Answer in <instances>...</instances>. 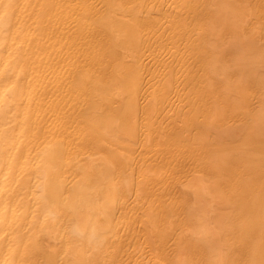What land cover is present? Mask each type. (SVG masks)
Returning <instances> with one entry per match:
<instances>
[{
	"label": "bare ground",
	"instance_id": "bare-ground-1",
	"mask_svg": "<svg viewBox=\"0 0 264 264\" xmlns=\"http://www.w3.org/2000/svg\"><path fill=\"white\" fill-rule=\"evenodd\" d=\"M16 1L17 0H15V5H16ZM87 1L88 0H86L85 3H87ZM89 1L91 8L89 7L88 4L87 6L90 8L88 13H90L91 16L88 15L87 17L91 18V22H89L91 23L89 25L91 26V28H89L88 26L89 30L91 29L90 30L91 32H89L88 30V32L91 34V35L89 34L91 36V41L89 42L88 41L89 39L88 40L85 39V41H88L89 44L91 43V49H90L91 51H87L86 49L84 50V55H86L85 54L86 52H88L89 54L87 59L85 58L84 64H86V66L90 65L94 69V72L95 71L97 72L95 73L90 72L91 73L90 74L88 72L89 68L85 67L86 69H88L86 70L83 67L84 65L81 66L82 70L81 69L79 70L78 67L80 68L81 61L79 60L80 65L75 61L79 65L76 67L75 65L77 64L74 65V67L77 68L74 71L79 70L77 71L78 72L77 80L79 82H82L83 84V80L87 78L88 80L87 79L86 80L93 85V87L91 85L89 86H90V90H93L94 92L93 95L95 96L93 100L94 102L95 100L98 99V102L99 103L101 102L100 104H102L103 99H109V101L112 100V103H114V102H119V99L116 101L117 98L115 99V97H120V99L122 100L123 98L124 99L127 98L128 103L127 104L125 103L126 106L123 107L124 110H130L131 112L128 114L125 113L126 119H124V121L122 120L121 116L119 117V115L114 113L116 109L114 112L112 111L113 113L110 112L113 109H111L110 111H105L103 113L102 111L101 113H98V111L100 110L99 106L101 107L100 104L99 106H96L94 104L93 107L92 105L88 107L86 104L85 106L88 108L86 109L85 107L86 110L84 109L85 111L83 112L82 118L81 116H79L81 119H83L82 121L78 119L79 117L76 116L75 113L74 118L76 119L78 117L77 118L79 120L78 122L83 123L82 124L83 127L85 123V127L83 129L85 130V128L88 127L87 129L89 131L87 129L85 131L82 130V126L78 122L77 123L79 125L75 123L77 125V128L81 129L82 133L89 132V134L84 133L85 134L84 136V134H82L79 129L78 130L76 129L78 133L81 134L80 136H83L84 138L87 137L88 139L84 140V138H82L83 139L82 141L81 137L79 138L77 133L76 135L78 136L79 140H81V142L74 141V144L72 143V145L75 148L74 147L72 148L77 150V148L79 147H76L77 145L76 142L77 143L79 142L80 147L82 146V144L84 148L88 146L90 147L91 152H87L86 155L85 152L83 151L84 149L81 151L78 150L77 151L79 152L78 154H80V152L82 153L84 152V155L86 157L83 158L82 156V158H79L77 160L73 158L71 161H69L70 159L68 156L69 163H67V165L69 167L68 166L67 167L69 169H67L66 172L67 174H66L65 173L66 170H64V172L62 170L64 169L63 166H65L67 158L65 160V163L64 161L63 162L61 161L62 150L60 148L63 149L62 140H65L66 138L65 136H67L68 135L67 133H69V131L71 130L70 128H68L69 126L66 127L70 129L68 130V132L65 131L66 128L64 130L66 132L64 133L65 136L63 135L64 138H62L63 136L59 135L60 133L56 134L57 126L59 125L55 126L56 128V130H54L56 132L55 136L56 137L61 136L62 138V140H60L62 144L61 146L59 145V142L58 144L54 143V140L50 136L49 137L50 139H48L45 142L43 141L44 143L43 142L41 143L42 147L37 148L36 146L38 144L36 145V143L38 142L35 143V139L38 136L40 137L42 135L40 128H39L40 135L38 133L37 136L35 129H34V133H31V131L28 129L29 127H31V125H33L32 122H30L31 119L29 120V125L27 124L25 126V124L28 122V120H25L24 117L26 116L27 113L26 111L29 110L31 114V109L28 108L30 102L28 101L29 102L27 103L28 106L26 105V103H24L28 109L27 108L25 109L26 106H21V108L23 107V110L21 109V112L24 111L22 112L23 115L21 114V112H19V114H16L15 112V110H17L18 104L19 107L21 104H23L22 99L24 101V98L27 97V93L24 94L26 92L23 89L25 88L23 87L24 84L22 83L21 84L22 86L19 84L20 82H23L22 80L18 82V84H16L17 82L12 83L10 77L14 78L13 76L16 77L18 76L16 79H14L16 81L18 78H20V71H21L22 75L25 76L24 79H26V75L23 74L26 72V69L25 68L21 69L22 67L21 65H23L24 62L22 63L20 61L21 58L24 61L23 57L25 58V56L28 55L29 50L28 51L26 50L28 53L26 51L24 52L21 48L22 46L21 47L18 46L22 50L21 53L22 52L25 53L24 54L25 56L23 57L19 55L21 53H18V51H20L18 47H17L18 48L17 51L16 49L13 50L14 53L16 51L14 58H16L17 54L20 58V61H18V63L16 59H15L16 61H14L15 63H17L18 67L15 63L10 61L11 58L13 57L10 56L11 53L10 54L7 53L8 58L10 60L6 57L7 55H4L3 57L2 48L6 44H8L10 37H13L11 34H13L16 31V30L14 31L13 29H14L15 21L17 19V17L15 16L17 14H15V10L13 9L15 7V6L13 7L14 4L13 0H0V81L2 82V83L0 82V264H31V263L32 264H96V261L97 264H100L101 261L100 263L98 261L102 255L105 256L104 253H106V251L109 248V247L107 248V245L109 243L112 244L113 241L112 239L115 238L118 239L119 237L124 238L125 233L123 234L121 233V229L123 227H124L123 228L124 231L125 229H127L128 232L127 231L126 232L128 236L129 234L132 233L134 235V231L135 232L137 231L138 234L137 238L139 237V234L146 236V234L144 233H147V235H149L148 231H151L150 230L151 226L152 225L155 226V224L151 222V217L153 216L152 220L153 218L154 221L160 219L156 223L160 221L162 223V226L163 223L166 222V228L165 225L163 226L165 232L163 231L162 234L165 233V235H167L169 231L172 232L173 230L175 231V229L173 228H171L172 230H170V227L172 226L176 227V225L174 226L173 224V222H177V220H179L177 217H174L176 216V213L179 214L181 217L183 216V218H185V219L182 218L181 220L182 221L185 220L184 222L187 224L188 227L184 224L185 227L181 226V228L184 227L182 228V230L186 229L185 232L183 231L185 234L181 235L182 234V230H181V234H180L181 236H178L179 233L175 235L177 237V238L175 237V241L177 240L176 242L179 244L178 247L176 246L177 247L176 249H179L178 251L181 252L179 253L178 251L175 250L176 255L178 254L177 256L178 258L177 260L175 258L172 264H191V263L192 264H240V263L264 264V40H263L264 26L261 25L262 23H260L259 26H263V31L261 32L260 30L262 29L259 30L258 29L259 26L258 28H256L255 25L254 28L253 25L255 23H252L253 24L252 25L251 20H248L249 18L248 15L251 16V11L249 12L248 9L252 8V1L250 2L251 4L249 3L248 0H89ZM246 1L249 3L248 5ZM255 2H257V0ZM263 2L260 1V3ZM35 3L37 5L38 2H36L35 0ZM43 3L46 5L47 1L45 0V2ZM21 4L24 5V3ZM263 4L261 5V7H263ZM28 5L30 6V4ZM20 6L21 5L19 4L18 9ZM254 6L256 7V5ZM39 7L41 8V6ZM255 7H253L252 9L254 11V12L252 11V13L253 14L255 13L254 17H256V15L260 11L262 12V14L259 13L258 15L263 16L264 9L258 10V6H257L256 7L257 12L259 11L257 13L254 10ZM34 8H35V4H34ZM45 9H47V7ZM31 10L34 11L35 9L34 10L31 9ZM41 11L44 13L45 10H41ZM36 12H38V10ZM84 14H85L84 16L86 17V12H84ZM37 16H39L37 18L39 21L35 19V22L38 23L40 22L41 16L38 14ZM260 16L258 17L260 18ZM185 18L190 20V24L187 26L189 27L188 29L186 28L187 25L186 20L184 24ZM256 18H252V19H256ZM261 19L263 20L264 18L262 17ZM16 22L19 24V20H17ZM22 22L25 23L28 22V20L25 21L23 19ZM194 22L196 23V25L194 26V30L192 31V28L190 26L192 24L193 27ZM37 23L35 25H37ZM27 24H29V22L26 23V27ZM40 24L43 25L45 23L41 22ZM81 25L83 24L81 23ZM40 26L38 27L41 28V30L39 29V31L41 32L43 28ZM251 26L253 27V29L250 30ZM32 27H30V29ZM22 28L19 31H22ZM26 31L28 30L26 29ZM165 32L167 33L170 32L173 38L176 37V39H178L179 36L181 40L183 39L184 42H186V40L189 41V42L187 41L186 43L187 44L189 43L190 46L187 47L190 48L188 49L190 53V62L189 60H187V56L189 53L185 51L183 48H180L181 46L175 47L174 52H172V54L178 53L179 57L180 55L181 57H183L182 59L183 61L185 58V53L183 56L181 54L182 50L180 51V49H183L184 52L187 53L185 61L186 62L188 61L187 65L189 66L184 68L183 70L186 69L188 75L187 76L185 75V77H187L186 81L185 78L182 77L184 79L182 83H184L185 81L186 85L184 84V90L183 89L180 90L182 93L184 92L185 96H187L191 100L190 101L191 103H193L192 101L195 100L196 102L197 100L199 102L197 103L200 104L198 107L201 106L200 108L201 115L199 116V119L201 117L202 119L200 121H198L199 119L196 120L198 122L194 124L189 123L191 122L190 121L191 118L190 119L188 118L187 120L189 121L188 123L190 125L194 126V129L196 131V133L194 131V133L196 134L194 137L196 143L194 142L193 138L191 139L192 135L191 137H189L193 129L190 130L191 126L187 127L189 125L188 123L186 127H183L184 129H181L179 128L180 125L179 127L175 126V124L177 125L176 121L174 122L175 124L173 123L174 117L173 119L171 118L173 121H170L171 119L168 120L170 122V125H172L170 126L171 129L173 128V131L175 129L174 135H173L174 132H172L171 129L164 127L165 124L167 125V123L169 125V122H164L165 123L163 124L164 126L160 124L163 122V119L165 117H166L165 119H168L169 116H171L174 112H176L177 107L174 109L171 115L169 116L167 115L168 117L166 115H162L164 116L162 122L160 120V117H158V115H157L158 118L157 120L160 121L159 123L157 120L153 119L154 122L156 121L159 124L158 125L157 123H154V125L157 124L156 126L158 128L156 129L155 126L153 129V130L156 129L155 133L159 134L157 135V137L151 135L152 133L154 134L153 130L150 132L151 126L153 125V120L151 121L152 125L150 124V127L148 126L147 128L142 127L143 128L142 130L141 128H138L139 126H135L138 125L137 122L133 123L132 121L133 117L141 115V113L142 114L146 113L145 114L146 116L144 115V117L148 116L150 118L149 116L150 111L148 110L149 108L152 109L151 114L154 116L156 115L155 113L156 111L155 109H153L155 107L157 112L160 111L159 115L161 112L163 113L162 109L161 110L157 109L158 105H160L158 106V108L160 107L162 108L163 105V104H158V102L160 103L159 99L162 97L161 103L164 100L166 101L168 100V98L164 97L166 96L165 93L167 86L168 88L171 87V89L174 90V87L171 84H175L176 81L173 83L171 82L174 80L175 77L173 78V80L170 77V80L172 81L169 82L170 81L169 66H172L174 63L171 64L172 63L171 61L169 62L171 65L167 63L168 68L166 67L167 64L166 66L163 65V67H165L168 71V76L166 75V73L161 75L160 71L161 70L164 71V68L160 67L162 66V63L161 65L160 64L155 65L159 63L158 61H160L161 59L160 57H163V55L161 56V54L167 49V47L170 48L169 45L166 48H164V46L167 45L166 43H168L167 40L166 41L164 40L167 39V36L166 38L165 36L164 38L162 37L163 33ZM83 33L84 32L82 31V34ZM29 34L30 33L27 34L28 37L31 36V35L29 36ZM86 35H88V33H86ZM184 37L186 38V40ZM148 38H152V41L151 39ZM38 39H36V42ZM148 41H150L151 43ZM30 43L31 42H29L28 45H30ZM177 44L178 42L176 43V45ZM39 46H37L38 49ZM145 46H147L146 49ZM10 48L8 47L7 49ZM88 48L89 47H87V49ZM143 48L145 50H143ZM177 48L179 51H176ZM145 51L147 53L149 52L148 55L153 53L157 56L158 63L155 62L154 65L152 64L154 69H156V67L161 68V70L160 68L157 69L159 70L158 72L160 76L156 74L155 76H152L156 72L155 70H151L152 69L151 68L150 70L154 71V73L151 72L150 73L151 75L146 73L147 75L150 76V78H148L149 80L147 78L145 79L143 78L144 80H142V77H146L143 76L145 75L143 74V72L145 73V70L147 72V68L149 67L144 65L145 63L143 59L145 58L144 56L147 54L145 53ZM166 51L165 53L169 52ZM170 53L171 51L167 54V57L169 56ZM158 54H160L159 55L160 57L158 56ZM155 55L151 56L152 57L151 63L154 61V58L156 59ZM78 56L79 55L77 54L76 57ZM173 56L171 57L169 56V60L171 58L172 61L181 59V58L178 59V57H176L177 59H175V56L174 58ZM151 57H146V59L147 58L151 59ZM79 59L82 60V58ZM29 60H31V58ZM182 61L180 60V63ZM185 61L183 63L186 65ZM26 62L27 64H30V62H28V59ZM176 63H178V61H176ZM19 64H20V69H19V73H17L16 72L17 70L15 69L19 68ZM40 65L41 64H38V66ZM147 65H149V63ZM175 65H177L178 67L179 63ZM27 66L28 65H26V67ZM31 66L33 67V65ZM35 67L36 65L34 66V68ZM94 67H98V69L95 70L96 68ZM183 67L180 68L182 69ZM83 68L85 71L83 70ZM172 68H170V70L173 71L175 68L173 69ZM180 68L179 70H177V72L182 71ZM23 70H25V72H22ZM175 70L173 71V73L171 71L172 75L176 73ZM167 71L165 70V72ZM182 74L184 76V73ZM1 76H4L5 78L7 77V79L5 80L7 81L11 80L8 81V83L10 82L11 83L6 84L7 82H4L1 79ZM92 76L94 79L92 78ZM146 79L147 81L154 79L153 80L154 82L152 81V83L153 86H156V88H154L155 90L152 92L148 90V92H150L148 93L146 89L150 84H146L147 82L146 81L145 90L147 93L145 94L144 92V94H142V90L140 89L141 85L139 86V84H141V82L145 81ZM87 83L85 85H87ZM155 83L156 85H154ZM179 83H181V81H179ZM177 84L175 85L177 86ZM79 87H81L80 84ZM79 87L77 88L79 94L78 97L76 96L77 97L76 102H78L79 96H80L79 98L80 100L82 98L80 94H82L83 90L82 88ZM142 87L143 85L141 86V88ZM79 89L82 90V92H80ZM176 90L177 89H175V92ZM22 92H24L23 93L24 96L22 95ZM86 92H87V88L85 89V93ZM87 93L91 94V92H87ZM87 93L85 97L87 96ZM176 94L180 95L181 93L176 92ZM221 94L223 95V97ZM181 95L183 97V94ZM122 96L124 97L122 98ZM89 97L90 96H88L87 98ZM29 98L27 100H29ZM218 98L220 100L222 99L223 103L225 104H227L228 102L230 103V101L232 100V104L230 103L231 105L229 104L228 106H226L224 104V106H226L227 109L229 107V112L226 111V114H230V118L232 121L230 123H234L237 120L236 121L237 124L236 123L227 124V122L226 124L221 123L222 119H224V121H228L230 119L229 116L225 114L224 116L222 114V117L216 118L218 114L216 115L215 113H213V111L214 108H217V106L213 108L210 103L215 99H217L218 102L219 101ZM85 99H83L82 101H84ZM18 100L21 101L18 102ZM174 101H177V98ZM84 102L86 103L89 102V104L91 103L88 100H85ZM123 103L119 105V108ZM182 103L183 102L181 99V103H178L180 104V107H178V109L180 108L179 110L181 111H182L181 106L183 105ZM191 103L186 105L190 106ZM219 103L217 105L221 106L222 104L220 101ZM115 104L117 105V103ZM167 104L165 105V107H167ZM176 104L177 103H175L174 106ZM36 105L39 106L38 103ZM41 105L42 102H40V106ZM104 105L106 107V103ZM107 106L109 105L107 104ZM185 106L184 108L186 109L187 107ZM192 106L190 108H192L193 111H196L197 109H195V107L197 106L195 105H194L195 107ZM30 107L33 108L34 106L31 105ZM96 108H98L99 110ZM34 111L37 112L39 111V109L37 111L36 110ZM186 111L187 110H185V112ZM237 111H240L241 113V115L237 113L239 117L236 116L235 112ZM153 112L155 114H153ZM32 113L33 114L31 115V117L34 116V120H36L34 115L36 113H34L33 111ZM37 113L39 114V112ZM68 113L70 112L68 111ZM168 113L169 112L167 111V114ZM191 113L193 112L191 111ZM234 113H235L234 115L235 119L232 120L234 117L232 114ZM51 114L52 113H50L49 115ZM21 115L24 118L21 117L20 120ZM77 115H80V112ZM141 116L143 117V115ZM141 116L140 118L137 117V119H140V121L142 122H140L139 120H135V118L134 121H139L140 125L141 123H143L144 125L146 119L145 120L143 119L144 120L143 121L141 119ZM172 116H174V114ZM179 116L177 117L179 118ZM226 116H228L227 117L228 120H226L227 119L225 118ZM57 117L59 118V116ZM196 118H198V115L196 116ZM48 119L49 118L47 117L45 121L43 120L45 122L44 125L49 124L50 121H48ZM77 119L75 121H77ZM165 119L164 121H167ZM183 119H185V116ZM50 120H52V117ZM176 120L178 119L176 118ZM39 121L41 120L39 119ZM47 121L48 123H46ZM64 122L65 119L63 120V123ZM72 122L71 123L69 122L71 124L70 127L72 126ZM35 123H37V121H35ZM40 125L43 124L40 123ZM64 125L66 126V124ZM76 125L74 126V128L76 127ZM36 126L37 125H35V127ZM43 126L42 128L44 127L47 128V125L44 127ZM177 127L179 128V130H185L186 128V130L190 132L188 134V132L185 130L188 135L186 134V136H183L184 133H181V131L179 132ZM58 129L60 128L58 127ZM167 129L170 130L171 132L170 131L166 132L168 131ZM36 130L38 129L36 128ZM45 130L46 129H43L42 131L45 132ZM62 130L58 132L62 133ZM27 131L29 132V134L30 133L31 135L33 134L34 138L35 136H37L34 139L33 136L30 135L31 136L30 139H33L32 141L31 140L30 141L34 142V146L36 147L34 148L36 149V151L34 150L35 151L34 154L33 152L32 154H30L33 148H30V146L28 147V142L26 139L29 136V134H27L28 133ZM54 131H52V135L54 134ZM146 131H149L151 136H148L149 132L147 133ZM176 131L177 133L179 132L178 135L180 139L183 137V139L188 140L190 143H188V146L185 148L184 147L185 145L183 146V144H181L183 143V141L181 142V140H179L181 143H179V141H176L177 145L173 143L174 144L173 146L175 148L174 149L175 152H174L172 148L171 138L177 135ZM49 132H48V136H49ZM161 133H163V135L166 134L165 135L166 137L164 138V136ZM180 133L182 135H180ZM167 134H169L171 137L168 138L171 141L167 140L171 143L170 145L168 142V148H167V143H165L167 142L165 139L167 138V136H169ZM76 135H74L72 139H75L77 137ZM142 135H144L145 137H142ZM161 135L163 136L164 139H162ZM93 136L95 137L93 138ZM89 137H91V139L92 138L95 139V141L97 142L92 141ZM149 137H152L153 139ZM42 138L43 137H41V139ZM58 138L57 140L60 139ZM189 138L192 142L189 140ZM51 139L53 142L49 141ZM88 140H90L91 142H95L94 143L95 146L98 143V145H100V147H98L99 150L96 151L98 148L94 146L96 148L95 150V148L92 146V143L90 144V141L88 142ZM163 141L165 144H163ZM31 142L29 143V145L32 144ZM133 142H135V144L137 142L136 146L138 147L140 146L137 153L139 156L138 159L142 161H144V158L140 159V157H146L143 156L145 153L148 155V153H150L151 150L152 151H154V149L156 150V148L160 144H163L160 145L161 146L160 149L163 148L165 145L166 148L165 147L164 148L167 151L165 152L164 150L165 153H168V150L171 151L170 147L172 148V151L176 153V151L179 148V145L180 146L182 145V147H180L179 150L184 147L185 148L183 149L184 152L181 151L184 155L181 152L177 151V153L180 154L178 158H180L181 155L182 158L184 157L186 159L187 157L186 161L185 160L184 161L187 162L188 165L190 163L188 159L189 160L191 159L193 161L197 160L195 164L193 162L192 164L195 165V168H197L198 171L196 174L193 173L195 175H193L192 177H188V175L189 176L191 175L187 173L189 172V170L191 171L190 168L193 167L192 169H194V166L193 165L192 167L191 165L188 166L186 163L187 166L185 167L184 164L185 171L184 170L183 171L186 172V170L189 167L190 168L188 169L186 174L182 173L183 172L182 169H180L177 163L174 161L178 159V158L174 159V157H176L178 154H175V156L173 157V155L172 156L170 155L171 153L170 154L168 153L169 155L167 154L168 156H166V154H164V152L161 150L162 153L160 154H162V156L164 154V156L163 157L159 156V158H157L159 147L156 150L157 152L154 151L156 153L155 155L156 158H154V155H151L152 152L150 153L149 156L153 158L151 157L146 158L147 161L145 162L147 163H145L144 168H142L141 166V164H143L142 161L140 163L139 160L138 162L140 164H138V167H136L137 163L136 166H134L135 168L128 167V165L130 164L132 165L134 158V157L132 158V154L134 150L133 152L130 151L132 148L131 143ZM103 144L110 149L109 152H107L108 150L105 149L106 146H104L103 149L100 150L101 145ZM65 145L67 144L64 143V146ZM32 146L33 144L31 145V147ZM134 146L135 145H133V147ZM74 149L72 151L75 152ZM69 150L67 151V147H66V151H65L64 148L65 153L66 152L69 153L71 151ZM135 150H137V148ZM102 151L107 153H103ZM97 152L98 153L101 152V154L99 153L96 155L95 153ZM65 153L63 154L65 155ZM73 153H70V156ZM128 153L131 154L130 157L132 158V162L128 158L129 157ZM73 156L76 157V155ZM79 156L81 157V154ZM165 156L170 163L171 162L176 163V164L173 163L174 165L171 164L173 168L171 167V169L168 170L169 173H172L173 171L174 174V172H177L179 170V172L183 175V178H185L183 180L181 175L182 178L181 179L180 174L177 172L179 174V176L177 174V177L181 179V181L177 180V182L178 181L181 182L179 183L180 185L177 183V186L179 185V189L177 186H175L176 187L175 189L173 187L175 184L172 183L176 178V173L175 175H172L169 174L167 170L165 171L164 168H162V171L161 169H159L161 168V166L166 167L167 164H169V162L166 159L165 160L167 161V163L166 161L164 162L163 158ZM70 158H72V156ZM135 161L136 160L134 159V163ZM178 161L179 163H181L182 162L181 158ZM129 162L131 163L129 164ZM162 162L164 166L163 164L161 165ZM61 165L63 167L62 170H61ZM157 169L159 170L157 171ZM173 169L174 170L176 169L177 171L176 170L174 171ZM163 171L169 174V175L167 174L168 180L166 179L168 183L169 181H171L170 175H172V177L174 176L173 179L171 178L173 180L171 181V184H173L172 186L173 188L172 187L168 188V183L167 182L165 183L167 185L168 190L170 191V194H173L174 193L173 191H175V193L178 192L176 193L177 197L174 196L175 193L173 194V196L171 195L172 198L174 197L173 201L170 198L169 199L170 202L167 204H165V200H163V197L165 196V193L167 195V192L169 191H165L166 185L164 186V182H163V186L165 187V189H162L163 186L161 188L162 181L165 180V179L162 180V178L166 176V175L164 176L165 173ZM161 172H163L164 174ZM247 172H248V176L245 175ZM60 173H64L66 174V176ZM149 173H151L152 176L155 175L154 178H151L150 177L151 175ZM158 174H159L158 177H160L161 178L160 180H162L161 184L160 182L158 183V180H155L156 182L154 183L155 184L158 183V184L152 185L154 179L157 177ZM160 174L163 175L160 176ZM147 179H149V182ZM150 180L153 181L151 182ZM144 181L145 183L147 182L146 184L150 183V186L148 187L147 185H145ZM144 185L147 186L148 189L151 188L150 190L147 191V187H146V192L150 191L151 196L150 194L147 195L144 192L145 187H142ZM158 185H160V187H157ZM152 186L153 187L155 186L157 188L153 189ZM159 189H162L164 191L163 193L161 190L164 196L160 194L161 192H159ZM141 194L142 196L140 197L141 198L140 199L139 196ZM143 194H146L147 196L145 195L144 196L146 198L148 197V199L150 197L151 200L149 199V202H147L148 204L149 203L150 204L149 205L147 204L149 208H147L146 210L144 207H142L143 205L141 206L142 208L141 211L145 210L144 212H141L139 210L140 207L138 206L140 204H144L146 200H148L145 198L144 199L145 202H143L144 200L142 201ZM131 196L133 197L135 196V198L137 197V199L135 200L133 199V202L129 201ZM168 196L169 195H167L164 198L167 199ZM137 200L139 202L138 205L136 203ZM134 201L136 206L134 204ZM170 203L171 205L169 206ZM174 205L176 207L174 208L173 211ZM122 212L123 213L128 212L129 215L130 212H132L133 215L132 217L135 219L133 220L136 221L138 224L135 225L138 227L137 229H135V226L133 225V223H135L133 220H132L133 223L125 222L123 226L121 224L122 223L121 220L123 218L121 220L119 219L121 222L116 221L117 214L118 213L121 214ZM128 213H126V215ZM120 214L118 215L120 216ZM172 214L175 215L173 216ZM126 215L122 216L121 214L122 217ZM155 216L157 217V219H155L156 218ZM171 216L173 217L171 218ZM173 218L174 219L176 218V221L174 220L171 224L168 223V221L171 222L170 220H173ZM124 220L127 221V219ZM149 220L151 223H149ZM184 222H180L179 224L183 225ZM169 224L172 226H170ZM118 225L119 226L121 225L122 227H119ZM154 226L153 228L157 230L158 229L157 227L158 226L160 227L161 225L159 223L158 226L157 225L155 227ZM167 228H168V232H167ZM129 231L132 232L129 233ZM172 232H170V235ZM156 233L152 231V234H156ZM127 234L125 237H127ZM165 237L166 236H164V238ZM150 238L151 237H149V240ZM127 239H125V241ZM166 239L164 240L165 242L167 241ZM152 240L151 242H154ZM116 242L118 243L119 241ZM126 242L129 243V241ZM131 243L129 245H131ZM111 244H109L108 246H111ZM117 245L119 246L120 244L118 243ZM186 246H188V249L192 248L190 250L192 253L191 258L192 261L196 263L191 262L190 255H188L189 253L186 252L187 249ZM163 247L165 250V244L163 245ZM121 249L122 248H119V250ZM27 253L30 254L32 253L33 256L34 253L38 254L40 256L39 258L37 257L39 260L36 261L37 255L34 256V261L29 260L32 257L29 255L30 256L29 258ZM127 257H131V256L126 255V258ZM101 258L103 260V257ZM126 258L124 260H126ZM170 259H174V257ZM120 260H119L120 264H133L132 263L133 261L132 262L130 261L132 260V258L129 261L127 259V261L121 260L120 262ZM239 260L242 262H240ZM140 264H145V263L142 262Z\"/></svg>",
	"mask_w": 264,
	"mask_h": 264
},
{
	"label": "rangeland",
	"instance_id": "rangeland-1",
	"mask_svg": "<svg viewBox=\"0 0 264 264\" xmlns=\"http://www.w3.org/2000/svg\"><path fill=\"white\" fill-rule=\"evenodd\" d=\"M39 1H41V0H36V2H38L37 3V5H36V3H35V0L33 1V0H17L16 1V5H15V0H13V9L15 10V14H17L15 17H17V19H16V21L17 20H19V24L15 21V25H14V33L13 34H11L13 37H10V40L8 41V44H6L3 48H2V55H3V57H4V55H7L6 57L8 58V54H10L11 53V55L10 56H13L12 58H11V62H13V63H15L14 61H16L17 60V63H18V61H20V58H19V56H18V54H17V56H18V58H17V56H16V58H14L15 57V53H16V51L18 50V48L19 47H21L22 48V50L25 52L26 50L29 52H27L28 53V55H24L25 53L24 52H22L21 53V49L19 48V50L20 51H18V53H21V54H19L20 56H25V58L23 57V59H24V61L22 60V58H21V61L20 62H24V64L23 65H21L22 67H21V69H23V68H25L26 69V72H25V70H23L22 72H25V73H23L24 75H26V79H24V77L25 76H23L22 75V73H21V71H20V78H18L16 81L14 80V79H16L17 77L16 76H13L14 78H11L10 77V79L12 80V83L14 82V83H16V84H18V82H20L21 80L23 81V82H20L19 84L21 85L22 83L24 84V86L23 87H25V88H23L26 92L24 93V92H22V95L24 96V94H26L27 93V97L29 98V96H30V98H29V100H27L28 98L27 97H25L24 98V101H23V99H22V103L23 104H21L20 105V107H19V104H18V107L20 108V110H19V108L17 107V110H15V112H16V114H19V112H21V109L23 110V107L21 108V106H26L27 105V103H29L30 102V104H29V107L28 108H30L31 109V114H30V112H29V110H25L27 113H26V116H24L25 117V120H28V122L25 124V126L28 124L29 125V120H30V122H32V124L34 125V127H35V125H37V126H39V127H33V125H31V127H29L28 129L31 131V133H34V129H35V132L37 133V136H38V133H39V135H40V130H41V132H42V135L39 137H37V136H35V138L37 137V138H39V139H35L34 138V135L32 134L31 135V133L29 134V132L27 133V134H29V136L27 137V142H28V147L30 146V148H33L32 150H31V153L30 154H32V152H33V154H34V152L36 151V149H34V148H40V147H42V145H41V143L44 141H47L48 139H50L49 137L51 136V138L54 140V143H57L58 144V142H59V145L61 146L62 144H61V141L60 140H62V138H64V136H65V134L64 133H66V132H68V130H70L71 131V133H70V131H69V133H67L66 135L67 136H65L66 138H65V140H62L63 142V145H62V147H63V149L62 148H60L61 150H62V155L64 156H62L61 155V161L63 162L64 161V163H65V160H66V158H67V161H66V163H65V166H63L64 167V169L62 170V165H61V170L64 172V170H66L65 171V173L67 172V169H69L68 167V165H67V163H69L68 162V156H69V161H71L73 158H75L76 160L77 159H79V158H82V156H83V158L84 157H86L85 155H84V152H85V154L87 153V152H91V149H90V147H88V146H86L85 148L83 147V144H82V146L80 147L79 145H80V143L79 142H81V140L83 141V139L82 138H84L83 136H80L81 134H79L78 133V129L79 128H77V125H79L78 123H80V122H78L79 120L78 119H80V121H82L83 119H81L82 118V115H83V112L90 106V105H92V107H93V105L95 104L96 106H99V104L101 103H99L98 102V99L97 100H95V102L93 101L94 100V98H95V96H93L94 95V92H93V90H90V86L89 85H91L92 87H93V85L92 84H90L89 83V81H87L88 79L87 78H85L84 80H83V84H82V82H79L78 80H77V74H78V72L77 71H79L82 67V65H84L83 67L85 68V67H87V68H89V70L88 69H86V70H88V72L90 73H95V72H97V71H95L94 72V69L89 65V66H86V64H84V60H85V58L87 59V57L89 56V54H88V52H86L85 54L86 55H84V50L86 49L87 51H91L90 49H91V43L89 44V42L91 41V34L89 33V32H91L90 30H89V28H91V26H89L91 23H89V22H91V18L90 17H87L88 15L89 16H91V14L90 13H88L89 12V10H90V4H89V0L87 1V3H85L86 2V0H46L47 1V4L45 5L43 2H45V0L43 1H41V2H39ZM249 1V3L252 1V8H250V9H248V11L250 12L251 11V16H249L248 15V20H251V24L252 23H255L254 25H253V27L255 28V25H256V28H258V26L260 25V23H262L261 25H263L264 26V19L262 20L261 18L263 17L264 18V15L263 16H260V15H258L259 13L260 14H262V12L260 11H258L257 12V6H258V10L259 9H264L263 7H264V0H257V2H255L256 0H248ZM253 1H254V3H253ZM259 1V2H258ZM260 1L261 2H263V3H260ZM20 2V3H19ZM30 2V3H29ZM31 2H32V4H31ZM81 2V3H80ZM247 2V1H246ZM21 5L20 7H19V9H18V5L19 4ZM21 3H24V5L23 4H21ZM26 3V4H25ZM248 2H247V5L249 4ZM28 4H30V6L28 5ZM34 4H35V8H34ZM87 4L89 5V7L87 6ZM251 4V3H250ZM263 4V7H261V5ZM26 5V6H25ZM31 5H32V7H31ZM82 5H83V7H82ZM254 5H256V7L254 6ZM39 6H41V8L39 7ZM46 8L47 7V9H45L44 7ZM78 6V7H77ZM81 6V7H80ZM87 7V8H86ZM249 7H250V5H249ZM248 7V8H249ZM253 7H255V12H257L256 14L258 15V16H260V18L256 15V17L257 18H259V19H261V20H259V19H257L256 17H254V15H255V13L253 14L252 13V9H253ZM24 10H23V9ZM85 8V9H84ZM17 9V10H16ZM21 9V10H20ZM31 9H35L34 11H32ZM171 9V8H170ZM169 9V10H170ZM26 10V11H25ZM38 10V12H36ZM40 10V11H39ZM41 10H45L44 11V13L41 11ZM169 10H168V12H169ZM31 11H32V13H31ZM264 11V10H263ZM16 12H19V13H16ZM35 12H36V14H35ZM79 12V13H78ZM84 12H86V17L84 16L85 14H84ZM254 12V11H253ZM88 13V14H87ZM22 14V15H21ZM27 14V15H26ZM28 14H29V16H28ZM37 14L38 15H40L41 17H40V22H35V19L36 20H38L37 18L39 17V16H37ZM264 14V13H263ZM25 15V16H24ZM81 15V16H80ZM83 15V16H82ZM19 16V17H18ZM24 16V17H23ZM27 16V17H26ZM20 17H21V19H20ZM43 17V18H42ZM28 20V22H29V24H27V27H26V23H28V22H22L23 21V19L25 20V21H27L26 19ZM29 18H31V19H29ZM252 18H256V19H252ZM80 19V20H79ZM31 20V21H30ZM45 20V21H44ZM88 20V21H87ZM185 20H186V28L188 29L189 27H187L189 24H190V20L189 19H184V24H185ZM256 20H257V22H256ZM259 20V21H258ZM33 21H34V23H33ZM39 21V20H38ZM44 21V22H43ZM253 21V22H252ZM21 22V23H20ZM45 23V24H40V23ZM84 22V23H83ZM86 22V23H85ZM37 23V25H35ZM81 23L83 24V25H81ZM89 23V24H88ZM198 24V23H197ZM22 25V26H21ZM24 25V26H23ZM40 25H42V26H40ZM85 25V26H84ZM196 25V23L194 22V24H193V27H192V24H191V28H192V31L194 30V26ZM32 27V26H34V27H32L31 29H30V27ZM38 26H40V27H42L43 29H42V31L41 32H43V33H41L40 31H39V29L41 30V28H39ZM84 26V27H83ZM88 26H89V28H88ZM198 26V25H197ZM263 26H259V30L260 29H262V30H260L261 32L263 31ZM22 27H24V28H22ZM37 27V28H36ZM81 27V28H80ZM87 29H86V28ZM253 27L251 26L250 27V30L251 29H253ZM21 28H22V31H19V30H21ZM197 28V27H196ZM196 28H195V30H196ZM26 29L28 30V31H26ZM82 29V30H81ZM38 30V31H37ZM85 30V31H84ZM88 30H89V32H88ZM23 31H24V33H23ZM34 31H36V32H38V33H36V32H34ZM82 31L84 32L83 34H84V36H83V34H82ZM167 31H169V30H167ZM27 32V33H26ZM32 32V33H31ZM40 32V33H39ZM17 33V34H16ZM28 33H30L29 34V36L30 37H28ZM86 33H88V35H86ZM20 34H21V36H20ZM42 34V35H41ZM90 34V35H89ZM165 34V35H164ZM166 34H169V35H166ZM18 35V36H17ZM35 35V36H34ZM40 35V36H39ZM170 32H165V33H163V38H164V36H165V38H166V36H167V39H164L165 41L167 40V42L169 43H166L167 45L166 46H164V48H166L168 45L170 46V48H168L167 47V51H171V53L169 54V56L171 57V56H173L174 54H176V53H174V54H172V52H174V48L175 47H180V48H183L185 51H187L188 53H189V50L188 49H190V48H187L188 46H189V43L187 44L186 42L188 41V40H186V36L184 37L185 38V40H186V42H184L183 41V39L181 40V38L178 36V39L180 40H178V39H176V37L175 38H173L172 37V35H171V38H172V40H171V38H170ZM38 36H39V39H38ZM78 36H80V37H78ZM25 37V38H24ZM28 37V38H27ZM41 37H42V40H41ZM19 38V39H18ZM23 38V39H22ZM33 38V39H32ZM80 38V39H79ZM168 38H169V40H168ZM36 39H38V40H40V41H42V42H40V41H38L37 40V42H36ZM85 39L86 40H88V41H85ZM148 39H151V41H152V38H148ZM176 39V40H175ZM14 40V41H13ZM21 40V41H20ZM29 40V41H28ZM31 40V41H30ZM34 40V41H33ZM80 40V41H79ZM262 40V39H261ZM264 40V39H263ZM24 41H25V44H24ZM181 41H183L184 42V44H183V42H181ZM11 44H10V43ZM21 42H23V43H21ZM28 42V43H27ZM29 42H31L30 43V45H28L29 44ZM39 42V43H38ZM81 42V43H80ZM88 42V43H87ZM148 42H150V41H148ZM178 42V44L176 45V43ZM189 42V41H188ZM34 43V44H33ZM78 43V44H77ZM151 43V42H150ZM186 43V44H185ZM11 46H10V45ZM14 44H15V46H14ZM21 44V45H20ZM33 44V45H32ZM44 44V45H43ZM76 44H77V46H76ZM81 44V45H80ZM84 44V45H83ZM86 44V45H85ZM147 44V43H146ZM171 44H172V46H171ZM175 44V45H174ZM182 44V45H181ZM7 45H8V47L10 48V49H7L8 47H7ZM35 45V46H34ZM40 45V46H39ZM19 46V47H18ZM37 46H39V49L37 48ZM42 46V47H41ZM148 46V45H147ZM147 46H145V49L147 48ZM183 46V47H182ZM18 47V48H17ZM25 48V50H24V48ZM32 47V48H31ZM44 47V48H43ZM79 48V49H77V48ZM86 47V48H85ZM87 47H89L88 49H87ZM190 47V46H189ZM82 48V49H81ZM187 48V49H186ZM16 49V51H15V53H14V51L13 50H15ZM33 49V50H32ZM37 49H38V52H37ZM144 48H143V50H145ZM170 49V50H169ZM173 49V50H172ZM183 49H180V51H181V54L184 56V53H185V58H184V60L182 61V59H183V57H181V55H180V57H179V55H178V53L176 54V55H174L175 56V59H177L176 57H178V59H180L182 62L181 63H183L185 60H186V56H187V53L186 52H184V50ZM79 52H78V51ZM165 50V51H166ZM7 51V52H6ZM10 51V52H9ZM40 51V52H39ZM77 51V52H76ZM80 51H82V52H80ZM165 51L161 54V56L163 55V57H164V59H163V57H160L159 55L160 54H158V56L162 59V61H161V59H160V61H158L157 62V56L155 55V54H153V53H151L150 55H148L149 54V52L147 53L146 51H145V53H147L144 57V65L145 66H149L148 68H147V72H146V70H145V73L143 72V74H145V75H143V76H146V77H142V80H144L145 78H150V76L149 75H147V74H150L151 72H153L154 73V71H151V70H155V72L156 73H154L152 76H155V74L156 75H159V70H157V69H159L160 67H163V65H165L166 66V64L168 63L169 65H171V64H173L172 66H169L170 68H172L173 66V68H175L176 69V67H177V65H175V64H178L179 63V65L181 64L180 63V60H176V61H178V63H176V61H172L171 59L169 60V56L167 57V54L169 53V52H167V53H165ZM176 51H179L178 50V48L176 49ZM32 52H34V53H32ZM37 52V53H36ZM8 53V54H7ZM12 53H13V55H12ZM81 53V54H80ZM83 53V54H82ZM36 54V55H35ZM43 54V55H42ZM77 54L80 56H78L79 58H82V60L81 59H79L78 57H76L77 56ZM164 54H166V55H164ZM180 54V53H179ZM37 55H39V56H37ZM47 55H48V57H47ZM76 55V56H75ZM155 55V57H156V59L154 58V61L151 63V60H152V57L151 56H154ZM9 56V57H10ZM39 58V60H38V58ZM42 56H43V59H42ZM50 56V57H49ZM75 56V57H74ZM174 56H173V58H174ZM188 56H189V59H188ZM188 56H187V60H189V62H190V53L188 54ZM35 57V58H34ZM146 57H151V59H146ZM31 58V60H29ZM34 58V59H33ZM47 58V59H46ZM166 58V59H165ZM167 58H168V60H167ZM12 59H13V61H12ZM16 59V60H15ZM27 59H28V62H30V64H27ZM37 59V60H36ZM49 59V60H48ZM53 61H52V60ZM174 59V60H175ZM26 60V61H25ZM52 62H51V61ZM79 60L81 61V65H80V63H79ZM150 60V61H149ZM80 65V68L78 67V69L79 70H76V71H74L75 69H77V68H75L76 66H79L76 62ZM149 63V65H147L148 63ZM164 61V62H163ZM172 62L171 64L169 63V62ZM36 62H37V64H36ZM39 62V63H38ZM42 62V63H41ZM75 62V63H74ZM158 63V64H155V65H161V63H162V66H160V67H156V69H154V67H153V65H154V63ZM17 63H15L16 65H17ZM21 63V64H22ZM33 63V64H32ZM44 63V64H43ZM50 63V64H49ZM83 63V64H82ZM87 63V62H86ZM147 63V64H146ZM164 63V64H163ZM185 63H186V65L184 66L183 64H181L180 66L178 65V67H177V69L175 70L176 71V76H175V74H173L172 75V73H173V71L172 70H170V68H169V71H170V73H169V80H170V77L172 78V80H173V78H174V80L172 81V80H170L169 82H171V83H173V82H175V84H177V82H178V84H180V85H178L177 84V86L175 85V84H171L173 87H174V90L173 89H171V87H169L170 88V90H169V88H168V86H167V88H166V96H164V97H166V98H168V102L166 101V100H164L162 103H161V98L159 99L160 100V103L158 102V104H163L162 105V108L160 107V108H158V106H160V105H158L157 106V109H159V110H161L162 109V111H163V113L161 114L160 113V115L162 116V115H171L172 113H173V111H174V109L176 108V112H174L173 114H174V116H167L168 117V119H165V120H167V121H164V119H163V117L164 116H160L159 115V112H157V110H156V107L155 108H153V109H155V113H156V115L154 116V115H152L151 114V111H152V109H150L148 106V110L150 111V118L147 116V117H144V115L146 114V113H141V115H143V117L141 116V115H138V116H135V117H133L132 118V121H133V123H136L137 122V124L138 125H135V126H139L138 128H141V130L143 129V128H147V126L148 127H150V124L152 125V120L154 119V120H157L158 118H157V115H158V117H160V120H161V122H162V119H163V122L162 123H160V124H162V126H164L163 124H165L164 122H169L168 120H170L171 118L173 119V117H174V121L171 119L170 121H173V123L176 121V123H177V125L175 124V126H178L179 127V125H180V127L179 128H181V129H184L183 127H186L187 126V123L189 122V121H187L188 120V118L190 119V121L191 122H189V123H191V124H194V123H196V122H198V121H200L201 119H202V117L199 119V116L201 115L200 114V111H201V106L200 107H198L200 104H198L199 102L196 100V102H195V100L194 101H192L193 103H194V105L195 106H197V107H195L194 105H193V103H191L190 101V99L187 97V96H185V94H184V92L182 93L181 92V90L180 89H183L184 90V84H185V81H186V78L187 77H185V75L187 76L188 75V73H187V70L185 69V70H183L184 68H186V67H188L189 65H187L188 64V61L186 62L185 61ZM38 64H41L40 66H38ZM52 64V65H51ZM75 64H77V65H75ZM88 64V63H87ZM153 64V65H152ZM168 64H167V68H168ZM26 65H28L27 67H26ZM31 65H33V67L31 66ZM36 65V67L34 68V66ZM44 67H43V66ZM74 65H75V67H74ZM150 65H151V67H150ZM31 66V67H30ZM184 66V67H183ZM17 67H18V65H17ZM40 67V68H39ZM180 67H183L182 69L180 68ZM2 68V67H1ZM27 68H29V69H27ZM37 68H38V70H37ZM84 68H83V70H84ZM90 68H91V71H90ZM94 68H96L95 70H97L98 69V67H94ZM152 68V69H151ZM164 68V71L163 70H161V68H160V72H161V75H163V74H165L166 73V75L168 76V71H167V69L165 68V67H163ZM172 68V69H173ZM179 68L182 70V71H178L177 72V70H179ZM19 69H20V64H19V68L17 69H15V70H17L16 72L17 73H19ZM151 69V70H150ZM32 70H33V72H32ZM40 70V71H39ZM82 70V69H81ZM93 70V71H92ZM165 70L167 71V72H165ZM37 71V72H36ZM39 71V72H38ZM85 71V70H84ZM163 71V72H162ZM171 71H172V73H171ZM185 71V72H184ZM31 72V73H30ZM77 72V73H76ZM157 72H158V74H157ZM33 73H34V75H33ZM90 73V74H91ZM147 73V74H146ZM182 73H184V76H183V74ZM16 74V73H15ZM75 74V75H74ZM181 74H182V76H181ZM17 75H19V74H17ZM31 75V76H30ZM74 75V76H73ZM151 75V74H150ZM165 75V76H166ZM171 75V76H170ZM147 76H149V77H147ZM160 76V75H159ZM166 76V77H167ZM74 77V78H73ZM182 77H184L185 78V81H184V83H182L183 82V78ZM4 78V79H3ZM23 78V79H22ZM92 78H93V76H92ZM144 78V79H143ZM152 78V77H151ZM179 78H181V79H179ZM1 79L4 81V82H7L6 84H10V83H8V81H11V80H5V79H7V77L5 78L4 76H1ZM9 79V78H8ZM28 79V80H27ZM87 79V80H86ZM94 79V78H93ZM147 79L145 80V81H143V82H141V84H139V86L141 85H143V87L141 88V86H140V89L142 90V94H144V92H145V94L148 92V90H150V92H152V91H154L155 89L154 88H156V86H153V83H152V81L154 80H150V81H147ZM19 80V81H18ZM25 80V81H24ZM86 80V81H85ZM149 80V79H148ZM85 81V82H84ZM147 81V82H146ZM179 81H181V83H179ZM1 82V81H0ZM4 82H3V84H4ZM89 84H88V83ZM145 82H146V84H150V85H148V88L146 89L147 90V92H146V90H145V87H146V84H145ZM154 82V81H153ZM2 83V82H1ZM87 83V85H85ZM79 84H80V86L81 87H79ZM85 85V86H84ZM154 85H156V83L154 84ZM186 85V84H185ZM22 86V85H21ZM77 86V87H76ZM88 86V87H87ZM152 86H153V88H152ZM175 86H176V88H175ZM82 88V90H83V92H82V90H80V92H82V94H80L81 95V100L79 99L80 98V96H79V98H78V102H79V104H78V102H76L77 101V97H78V94H79V92H78V90H77V88ZM87 88V92H91V94H89V93H87V96L85 97V95H86V93H85V89ZM151 87V88H150ZM172 87V88H173ZM88 88H89V90H88ZM150 88V89H149ZM92 89V88H91ZM175 89H177L176 90V92H180L181 94H183V97H182V95L180 94H176V92H175ZM78 92V93H77ZM150 92H148V93H150ZM24 93V94H23ZM172 94V95H171ZM223 94V93H222ZM221 94V95H222ZM21 95V94H20ZM32 95V96H31ZM22 96V97H23ZM26 96V95H25ZM77 96V97H76ZM88 96H90L89 98H87ZM176 96V97H175ZM180 96V97H179ZM33 97H34V99L36 100H34L33 99ZM36 97V98H35ZM124 96H122V98H123ZM126 97H129V96H126ZM182 97V98H181ZM222 97H223V95H222ZM74 98H76V99H74ZM85 98H87V99H85ZM117 98V99H116ZM165 98V99H166ZM170 98V99H169ZM176 98H177V101H174V100H176ZM19 99H20V97H19ZM33 99V100H32ZM83 99H85V100H88V101H90L91 103L89 104V102L88 103H86V102H84V101H82ZM115 99H116V101L119 99V102L122 100V99H120V97H115ZM179 99H180V102H179ZM181 99H182V106H181V109H182V111L181 110H179L178 109V107H180V104H178V103H181ZM26 100H27V102H26ZM31 100H32V102H31ZM107 100V101H106ZM128 99L126 98V99H124L123 98V100L119 103V102H114V100H113V102L114 103H112V100L111 101H109V99H103V101H102V104H100L101 105V107L99 106V109L98 108H96V109H98L99 111H98V113H101V111H102V113L103 112H105V111H110L111 109H113V110H111L110 112L111 113H113L114 111H115V109H116V111L114 112L115 114H117V115H119V117L121 116V118H122V120L124 121V119H126V116H125V113L126 114H128V113H130L131 111L130 110H124V107L126 106L125 105V103L127 104L128 103V101H127ZM158 100V101H159ZM184 100V101H183ZM218 100L221 102V106L219 105H217L218 103H219V101L217 102V99H215V100H213L210 104L212 105V107L214 108L215 106H217V108H214V111H213V113H215L217 116H216V118H219V117H222V114H223V116H224V114L225 115H228L229 116V118H230V114H226V111H228L229 112V107H228V109H227V107L226 106H228L230 103L232 104V100L230 101V103L228 102L227 104H225V103H223V100L221 99H219L218 98ZM21 101V100H20ZM19 100H18V102H20ZM29 101V102H28ZM34 101H35V103L37 104H39V106L38 105H36L35 103H34ZM82 101V102H81ZM40 102H42V107L40 106ZM98 102V103H97ZM124 102V103H123ZM165 102V103H164ZM184 102H185V105L186 104H190L191 103V105L189 106V105H184ZM198 102V103H197ZM217 102V103H216ZM24 103H26V105L24 104ZM76 103V104H75ZM84 103V104H83ZM106 103V107H105V104ZM115 103H117V105L115 104ZM118 103H119V105L121 104V103H123L122 105H121V107L119 108V105H118ZM169 105H168V104ZM175 103H177L175 106H174V104ZM87 104V106L88 107H86L85 105ZM98 104V105H97ZM107 104L109 105V106H107ZM115 104V105H114ZM154 104H155V101H154ZM167 104V107H165V105ZM198 104V105H197ZM220 104V103H219ZM224 104L226 105V106H224ZM230 104V105H231ZM31 105H33L34 107V109L32 108V107H30ZM78 105V106H77ZM103 105V106H102ZM111 105H114V106H111ZM172 105H173V107H172ZM179 105V106H178ZM193 105V106H192ZM210 105V106H211ZM28 106V105H27ZM27 106L25 107V109L27 108ZM45 106V107H44ZM118 106V107H117ZM124 106V107H123ZM163 106H164V109H163ZM184 106L185 107H187L186 109L184 108ZM195 107V109H197L196 111H193L192 110V108H190V107ZM36 107H37V109H36ZM77 107V108H76ZM85 107H86V109H85ZM114 107V108H113ZM118 109H117V108ZM183 107V108H182ZM226 107V108H225ZM27 108V109H28ZM46 108H47V110H46ZM172 108V109H171ZM198 108H199V110H198ZM39 109V111H37ZM41 109V110H40ZM44 109H45V111H44ZM85 109V110H84ZM171 109V110H170ZM194 109V108H193ZM194 109V110H195ZM34 110H36L37 112H39V114L37 113V112H35ZM50 110V111H49ZM78 110H79V112H80V115H77V114H79V112H78ZM119 110V111H118ZM124 110V111H123ZM170 110V111H169ZM185 110H187L186 112H185ZM32 111L34 112V113H36V114H34L35 115V118H36V120H34V116H32L31 117V115L33 114L32 113ZM47 111V112H46ZM53 111H54V113H53ZM68 111L70 112V113H68ZM113 111V112H112ZM167 111L169 112L168 114H167ZM179 111V112H178ZM191 111L193 112V113H191ZM221 111V112H220ZM22 112H24V111H22ZM21 112V114L23 115V113ZM29 112V113H28ZM58 112H59V114H58ZM60 112H61V114H60ZM66 112H67V114H66ZM78 112V113H77ZM122 112V113H121ZM165 112H166V114H165ZM177 112H178V114L180 115H178L177 114ZM185 112V113H184ZM242 112V111H241ZM43 113V114H42ZM50 113H52L51 115H49ZM75 113H76V116H81V118L79 117H77L76 119H77V121H75L76 119L74 118L75 116ZM154 112H153V114H155ZM231 113V112H230ZM236 113V116H238L237 115V113H239L240 115H241V113H240V111H237V112H235ZM235 113L234 114H232L233 116L235 115ZM30 114V115H29ZM37 114H38V116H37ZM66 114V115H65ZM121 114V115H120ZM189 114V115H188ZM191 114V115H190ZM20 116V120H21V117L22 118H24L23 116ZM25 115V114H24ZM42 115V116H41ZM46 115H49V116H46ZM60 115H61V117H62V119L64 120L65 119V122L63 123V120L61 119V117H60ZM65 115V116H64ZM71 115V116H70ZM153 117H152V116ZM187 115V116H186ZM198 115V118H196V116ZM18 116V115H17ZM37 116V117H36ZM41 116V117H40ZM46 116V117H45ZM57 116H59V118L57 117ZM140 116H141V119L143 120H145L146 122L144 123V125H143V123H141V125H140V122H142V121H140V119H137V117L138 118H140ZM146 116V115H145ZM177 116H179V118L177 117ZM184 116H185V119H183L184 118ZM189 116V117H188ZM228 116H226L225 118H227ZM233 116H231V117H233ZM19 117V116H18ZM26 117H28V118H26ZM40 117V118H39ZM47 117L49 118L48 119V121H50L51 122V124H50V122H49V124H50V126H49V124H46L47 125V128L46 127H44V126H46V125H44V121L47 119ZM51 117H52V120H50L51 119ZM55 117V118H54ZM73 117V118H72ZM178 119V120H176V118ZM181 117V118H180ZM239 117V116H238ZM38 118V119H37ZM43 118H45V119H43ZM54 118V119H53ZM57 118V119H56ZM72 118V119H71ZM120 118V119H121ZM134 118H135V120H139V121H134ZM152 118V119H151ZM19 119V118H18ZM39 119L41 120V121H39ZM73 119H75V120H73ZM183 119V120H182ZM199 119V120H198ZM235 119V116L233 117V119L232 120H234ZM44 120V121H43ZM57 120V121H56ZM71 120V121H70ZM72 120H73V122H72ZM143 120V121H144ZM154 120H153V125H154V123H157L156 121L154 122ZM196 120H198V121H196ZM226 120H228V118L226 119ZM230 120V121H229ZM228 121H224V119H222V122L221 123H225L226 124V122H227V124H237V120L234 122V123H230V122H232L231 121V118L229 119ZM23 121V120H22ZM35 121H37V123H35ZM39 121V122H38ZM48 121L46 122V123H48ZM54 121V122H53ZM72 122V126L70 127V123ZM148 121V122H147ZM158 121V123L160 122L159 120H157ZM179 121H181V122H179ZM183 121V122H182ZM187 121V122H186ZM239 121V120H238ZM25 122V121H24ZM68 122V123H67ZM78 122V123H77ZM39 123V124H38ZM40 123L41 124H43V125H40ZM57 123H59V124H57ZM77 125H76V124ZM157 123V124H158ZM172 123V122H171ZM183 123V124H182ZM188 123V124H189ZM12 124V123H11ZM52 124H54V125H52ZM64 124H66V126L64 125ZM82 124L83 123H80V125L82 126ZM149 124V125H148ZM157 124H155L154 126L152 125L151 126V130H150V132L154 129V127L157 125ZM186 124V125H185ZM56 125H59V126H57V133L54 131V130H56V128H55V126ZM61 125V126H60ZM76 125V127L74 128V126ZM159 125V124H158ZM42 126L44 127V128H42ZM49 126V127H48ZM69 126V127H68ZM81 126H79V127H81ZM170 126H172V125H170V122H169V125H168V123H167V125L165 124V126L164 127H166V128H168V129H171V127ZM191 126V127H190ZM51 127V128H50ZM52 127H53V129H52ZM58 127L60 128V129H58ZM63 127V128H62ZM66 127H68V128H70V129H68V128H66ZM84 127H85V123H84ZM83 126H82V130H84L83 128H84ZM143 127V128H142ZM160 127V126H159ZM177 127V128H178ZM187 127H190V130L191 129H193L192 130V133L189 135V137H191V135H192V137H191V139L193 138V140H194V137H195V133H196V131H195V129H194V126H192V125H188ZM27 128V127H26ZM31 128V129H30ZM36 128L38 129V130H36ZM39 128H40V130H39ZM65 128H66V130H65ZM88 127H86L85 128V130L87 129ZM158 127L156 126V129H157ZM176 128V129H177ZM179 128H178V130H179ZM27 129V130H28ZM43 129H46L45 130V132L44 131H42ZM48 129H50V130H48ZM63 129V130H62ZM73 129H74V131H73ZM155 129V130H156ZM159 129H161V128H159ZM164 129V128H163ZM167 129V130H168ZM33 130V131H32ZM54 131V134L52 135V131ZM62 130V133L61 132H58V131H61ZM66 132H65V131ZM80 130V132L82 131L81 129H79ZM84 130V131H85ZM88 130V129H87ZM155 130H153V132H154V134L152 133L151 135L153 136H156L157 137V135H159V134H157V133H155ZM177 130V131H178ZM185 130H186V128H185ZM185 130H179V132L181 131V133H184L183 134V136H186V134H187V132L185 131ZM188 130H189V128H188ZM51 133H50V132ZM73 131V132H72ZM89 131V130H88ZM170 130H168V131H166V132H169ZM171 131L172 132H174L173 133V135L175 134V129H174V131H173V128L171 129ZM170 131V132H171ZM177 131H176V133H177ZM194 131H195V133H194ZM43 132H44V135H43ZM48 132H49V136H48ZM147 133L149 132V131H146ZM150 132L148 133V136H151L150 135ZM166 132H163V133H166ZM179 132L177 133V135H175V136H173L172 138L170 137V133L169 134H167V135H169V136H167V138L165 139L166 141L167 140H169V141H171L170 139H168V138H171L172 139V148H173V151L175 152V148H174V144L173 143H175L176 145H177V142L176 141H179V140H181V142L183 141V143H181L180 141H179V143H181V144H183V146L186 148L187 146H188V143H190L188 140H186V139H183V137L180 139L179 138ZM190 132V131H189ZM189 132H188V134H189ZM35 133V134H36ZM46 133V134H45ZM58 134V133H60L59 135H61V136H63L62 138H61V136H55L56 134ZM75 133V134H74ZM78 133V134H77ZM82 133V132H81ZM85 134H89V132H84ZM84 133H82V134H84ZM145 133V132H144ZM163 133H161L162 135H163ZM180 133V135H182ZM194 133V134H193ZM51 134V135H50ZM79 136V138L81 137V140H79V138H78V136ZM85 134H84V136H85ZM187 134V135H188ZM33 136V138L35 139V143L36 142H38V143H36V147L34 146V142H31L33 139H30L31 138V136ZM74 135H76L77 137L75 138V139H72L73 138V136ZM90 135H93V134H90ZM89 135V136H90ZM161 135V136H162ZM166 135V134H165ZM165 135H163L164 136V138L166 137ZM69 136V137H68ZM147 136V135H146ZM160 136V137H161ZM163 136H162V139H164L163 138ZM41 137H43L42 139H41ZM46 137H48V138H46ZM60 139H59V138ZM71 137V138H70ZM92 137V136H91ZM91 137H89L90 139H91ZM95 136H93V138H94ZM142 137H145L144 135H142ZM188 137V136H187ZM57 138L59 139V140H57ZM70 138V139H69ZM91 139L92 141H95V139ZM149 138H151V139H153L152 137H149ZM41 139V140H40ZM46 139V140H45ZM52 139L51 140H49V141H52ZM69 139V140H68ZM78 139V140H77ZM85 139H88L87 137L86 138H84V140ZM178 139V140H177ZM183 139V140H182ZM196 139V138H195ZM31 140V141H30ZM73 142H72V141ZM164 140V141H165ZM189 140H190V138H189ZM66 141V142H65ZM74 141H79L78 143L76 142V144L78 145H76V147H79V148H81V149H79V148H77V150H75L74 148V146L72 145V143L74 144ZM87 141V140H86ZM90 140H88V142H89ZM164 141H163V144H165V143H167V148H168V142L169 141H167V142H165L164 143ZM191 141V140H190ZM196 140H194V142H195ZM32 143L33 144V146L31 147V145L32 144H30L29 145V143ZM43 142V143H44ZM53 142V141H52ZM70 142V143H69ZM95 142H97V141H95ZM95 142H91L90 141V144L92 143V146L94 147L95 146ZM192 142V141H191ZM64 143L65 144H67V145H65L64 146ZM70 145H69V144ZM134 143V144H133ZM133 143H131L132 144V148H131V150L130 151H132L133 152V150H134V152H133V154H132V158H133V162H132V158L130 157L131 156V154H129V159H130V161L132 162V165L130 164L131 162H129V164L130 165H128V167H132V168H135L134 166H136V163H137V166L136 167H138V164H140L141 163V161L142 160H139L138 158H139V156H138V153H137V151L139 150V148H140V146L138 147V146H136L137 145V142H136V144H135V142H133ZM196 143V142H195ZM46 144V143H45ZM88 144V143H87ZM163 144H160V145H163ZM169 144L171 145V143L169 142ZM40 145V146H39ZM72 145V146H71ZM133 145H135L134 147H133ZM158 146L159 147V149H158V155H157V158H159V156L160 157H163L164 156V154H166V156H168L170 153V155L172 156L173 155V157L175 156V154H178L177 153V151H179V152H184L183 151V149H185L184 147L183 148H181L180 150H179V148L180 147H182V145L180 146L179 144V148H178V150L176 151V153H174L173 151H172V148L170 147V149H171V151L170 150H168V153H165V152H167L166 151V147H165V145H164V149L163 148H161L160 149V147L161 146ZM39 146V147H38ZM91 146V145H90ZM104 146H106V145H101V148H100V150L101 149H103V147ZM66 147H67V151L69 150L70 152L68 153V152H64V148H65V151H66ZM69 147H71V148H69ZM72 147H74V148H72ZM88 147V148H87ZM95 147H100V145H98V143L96 144V146ZM94 147V148H95ZM137 148V150H135L136 148ZM157 147V148H158ZM88 149V151H87V149ZM156 148V147H155ZM157 148H156V150H157ZM75 150V152L74 151H72V150ZM84 149V150H83ZM89 149H90V151H89ZM93 149V148H92ZM106 150H108L107 152H109V148L106 146V148H105ZM35 150V151H34ZM78 150H83L84 152L82 153V152H80V154H81V157L79 156L80 154H78L79 152H77ZM86 150V151H85ZM95 150H96V148H95ZM94 150V151H95ZM99 150V148L96 150V151H98ZM105 150V151H106ZM155 149H154V151H156ZM164 152V150H165V152H164V154H163V156H162V154H160V153H162V151ZM94 151H93V154H94ZM154 151H150V153L152 152V154L151 155H154V158H156V153L154 152ZM74 152V153H73ZM77 152V153H76ZM103 153H107V152H104V151H102ZM132 152H130V153H132ZM155 154H154V153ZM157 152V151H156ZM172 152H173V154H172ZM181 152V153H182ZM63 153H65V155L63 154ZM70 153H73V154H71V156H72V158H70L71 156H70ZM100 154H101V152H99ZM98 152L97 153H95L96 155L97 154H99ZM102 153V154H103ZM140 153V152H139ZM150 153H148V155L146 154H144L143 156H146V157H140V159H143L144 158V161H142V163L143 164H141V166H142V168H144L145 167V163H147V162H145V161H147V159L146 158H148V157H151V156H149L150 155ZM66 154H67V156H66ZM69 154V155H68ZM141 154V153H140ZM139 154V155H140ZM160 154V155H159ZM168 154V155H167ZM183 154V153H182ZM73 155H76V157H74ZM87 155V154H86ZM142 155V154H141ZM140 155V156H141ZM184 155V154H183ZM66 156V157H65ZM79 156V157H78ZM166 156L163 158V160H164V162L167 160L168 161V159H166ZM170 156V157H171ZM178 156H180V154H178L176 157H174V159H176V158H178ZM63 157V158H62ZM136 157V158H135ZM169 157V158H170ZM65 158V159H64ZM151 158H153V157H151ZM181 158V163H179V159ZM180 158H178V159H176V160H174L173 158V160L177 163V165H178V167L180 168V169H182V171L184 170L185 171V167L188 165V163L187 162H185L186 161V159H187V157H186V159L183 157L182 158V155H181V157ZM74 159V160H75ZM134 159L137 161H135V163H134ZM166 159V160H165ZM138 160H139V162H138ZM149 160V159H148ZM171 160V159H170ZM185 160V161H184ZM167 161H166V163H167ZM172 161V160H171ZM178 161V162H177ZM188 161H190V163H189V165L188 166H190L191 165V167H192V162L195 164L196 163V161H193V160H189L188 159ZM169 162V161H168ZM175 162H169V164H167V166L166 167H162L161 166V168H159V169H161V171H162V168H164V170L166 171L167 170V172L169 173V169H171V167H172V165H174V164H176ZM174 163V164H173ZM183 163V164H182ZM186 163H187V165H186ZM63 164V163H62ZM163 164V162L161 163V165ZM172 164V165H171ZM184 164H185V167H184ZM146 165H148V164H146ZM166 165V164H165ZM169 165H170V167H169ZM177 165H176V167H177ZM183 165V166H182ZM68 166V167H67ZM163 166H164V164H163ZM194 166V169H192V168H190L191 169V171L189 170V172L187 173V171H188V169L186 170V172H182V173H184V174H190L191 176H189L188 175V177H192L193 175H195L196 173H197V171H198V169L197 168H195V165H193ZM242 166V165H241ZM169 167V168H168ZM66 168V169H65ZM168 168V169H167ZM173 168V167H172ZM178 168V169H179ZM159 169H157V171L159 170ZM177 169V168H176ZM175 169V170H176ZM197 169V170H196ZM174 170V169H173ZM174 170V171H175ZM194 172H193V171ZM154 171H156V170H154ZM165 171H163L164 173H165ZM177 171V170H176ZM163 172H161V173H163ZM163 173L164 174V176L165 177H163L162 178V180H164V181H162V180H160L161 178L160 177H158L159 176V174L157 175V177L156 178H159V179H154V181L153 180H150L151 182L153 181V184L152 185H156V184H158L159 182H160V184H161V181H162V185H161V188H162V186H163V182H164V186L166 185L165 183L167 182L168 183V181H166V179L168 180V176H167V174L168 173ZM171 172V171H170ZM179 174H180V178H181V173L179 172V170L177 171ZM177 172H174V174H173V171H172V173H169V174H172V175H175V173H176V180L174 179V182H172L173 184H175L174 186H173V184H171V181H173L172 179L174 178V176L172 177V175H170L171 176V178H170V180L171 181H169V183H168V188H170V187H174L175 189H176V187L175 186H177V183L179 184V183H181V182H179V181H181V179L183 178V175H182V178L180 179L179 177H177ZM152 173V172H151ZM151 173H149L150 175H151ZM155 173H157V172H155ZM193 173H195V174H193ZM60 174H63L64 176H66V174H64V173H60ZM163 174H160V176L161 175H163ZM168 174V175H169ZM179 174H178V176H179ZM246 176H248V172L245 174ZM149 176V175H148ZM155 176V175H154ZM154 176H150L151 178H154ZM169 176V177H170ZM185 176V175H184ZM187 176V175H186ZM167 177V178H166ZM149 178V177H148ZM178 178V179H177ZM187 178V177H186ZM185 178H183V180H184ZM148 180V182H149V179H147ZM146 180V181H147ZM155 180H158V183H154V182H156ZM160 180V181H159ZM177 180H179L178 182H177ZM182 180V181H183ZM147 183V182H146ZM145 183V181H144V184L145 185H147L148 187L150 186V183H148V184H146ZM142 186V187H145V190H144V192L147 194V195H149L150 194V196H151V193H150V191L149 192H146V187L147 186ZM180 185V184H179ZM179 185L177 186L178 187V189H179ZM163 186V188L162 189H165V187ZM148 187H147V191L148 190H150V189H148ZM157 187H160V185H158ZM157 187H153L152 186V188L153 189H156ZM172 187V188H173ZM168 188H167V185H166V189H165V191H169L168 190ZM162 189H159V192H161V190ZM143 192V193H144ZM162 192L164 193V191L162 190ZM160 193V194H162L163 196H164V194L163 193ZM174 193H175V191H173ZM172 192V193H173ZM173 193V194H174ZM176 193H178V192H176ZM175 193V195L174 196H176L177 194ZM146 194H143V199H142V201L146 198L145 196H147ZM173 194H170V191L169 192H167V195H169V196H173ZM145 195V196H144ZM166 195V193H165V196L164 197H166L167 196ZM142 196V194L139 196V198ZM162 196V197H163ZM167 197V199H168V201H167V199H165L164 197H163V200H165V204H167V203H169L170 201H169V199L171 198L172 199V201H173V198H172V196L171 197ZM177 197V196H176ZM175 197V198H176ZM138 198V199H139ZM130 199H132V200H130ZM129 199V201H132L133 202V199L135 200V199H137V197L135 198V196L133 197V196H131V198ZM141 199V198H140ZM139 199V200H140ZM146 199H148V197L146 198ZM149 199L151 200V198L149 197ZM149 199L148 200H146V202H145V200L143 201V202H145L144 204H140L138 207H140V211L142 210V208H141V206L142 207H144L145 208V210L147 209V208H149V204L147 203V202H149ZM142 202V203H143ZM137 205L139 204V202H138V200H137ZM141 203V202H140ZM133 204V203H132ZM134 204H135V201H134ZM145 204H146V206H148V207H146L145 206ZM148 204V205H147ZM171 205V203L169 204V206ZM135 206H136V204H135ZM137 207V208H138ZM176 206L174 205L173 206V211H174V208H175ZM144 208H143V210H144ZM144 210V211H145ZM144 211H141V212H144ZM171 212V211H170ZM126 213H128V212H126ZM126 213H121L122 214V216L123 215H126ZM173 213H175V212H173ZM118 214H120V213H118ZM117 214V219H116V221H120L122 218V226L125 224V222L127 223V222H132L133 223V221L135 220L132 216V212H130V215H129V213L126 215V216H124V217H122L121 216V214H120V216H121V218H120V216ZM173 216L175 215V214H172ZM178 215V216H177ZM131 216V217H130ZM173 216H171V218L173 217ZM125 217H127V218H125ZM153 217V216H152ZM152 217H151V222L153 223V224H155V226L157 225H159V223H160V225L162 226V223L159 221L158 223H156L158 220H160V219H158V220H155L154 221V218H153V220H152ZM156 217V216H155ZM174 217H177L179 220H177V222H173L174 220L176 221V218L174 219L173 218V220H170L171 222H169L168 220V223H172L173 222V224H174V226L176 225V227H173L172 225H170V226H172V227H170V230H172L171 228H173V229H175V231L173 230V232L172 231H169V233L167 234V232H168V228H167V232H166V234L167 235H170V232H172L173 233V235H172V233H171V235L172 236H174V237H172L171 235V237L170 236H167V235H165V233H163L162 234V232L164 231L165 232V230H164V225H165V228H166V222L165 223H163V226L161 227H157L158 229V232H159V234H158V232H157V230L156 229H154L153 228V226L154 225H152L151 226V228H150V230L151 231H148L149 233V235H147V233H144V234H146V236H143V235H141V234H139V237L137 238V236H138V234H137V231L135 232L134 231V235H133V233L132 234H129V236H128V234H127V229H125V231H124V227L121 229V233L123 234V233H125L124 234V238L125 239H127V237H128V239L126 240V241H129V243H127L126 241H125V239L123 238V241H122V238L121 237H119L118 239H112L113 241H112V244L111 243H109V244H111V246H108L107 245V248H108V250L106 251V253H104L105 254V256L104 255H99V256H101V257H103V260H102V258L100 257V259H99V263H100V261H101V263L100 264H118L119 263V260L121 259V260H123V261H127V259H128V261L132 258V260H130L133 264H140V263H145V264H172L173 262H174V260H175V258H176V260H177V256H178V254L176 255V251H178L179 249H176L178 246H179V244L175 241V235H177V233H179V235L178 236H181V235H183V234H185L184 232H185V230L186 229H184V230H182V228H184L185 226H184V224L187 226V224L184 222L185 220H181L182 218H183V216L181 217L179 214H177L176 213V216H174ZM181 217V218H180ZM130 218V219H129ZM120 219V220H119ZM124 219H127V221L126 220H124ZM134 219V220H133ZM155 219H157V217L155 218ZM183 219H185V218H183ZM124 220V221H123ZM133 220V221H132ZM120 221V222H121ZM154 221V222H153ZM178 221H179V223L180 222H184L183 223V225H181V224H179L178 223ZM120 222H119V224H120ZM135 223H133V225L135 226V225H138L137 224V222L136 221H134ZM150 222V220H149V223H151ZM175 223H177V224H175ZM141 224V223H140ZM180 225V226H179ZM119 226V225H118ZM121 225L119 226V227H122ZM154 226V227H155ZM168 226V225H167ZM179 226V227H178ZM181 226H184V227H182L181 228ZM179 229H178V228ZM188 227V226H187ZM138 227L137 226H135V229H137ZM177 228V229H176ZM120 229V228H119ZM129 230V229H128ZM134 230V229H133ZM161 230V231H160ZM181 230H182V234H181ZM124 231V232H123ZM127 231V232H126ZM152 231L154 232V233H156V234H152ZM178 231V232H177ZM184 231V232H183ZM130 232H132V231H129V233ZM136 233V234H135ZM176 233V234H175ZM126 234H127V237H125L126 236ZM152 236H151V235ZM159 236H161L162 237V235H163V237L161 238V237H159ZM181 234V235H180ZM131 235H133V236H131ZM156 235V236H155ZM164 236H166L165 238H164ZM146 237V238H145ZM149 237H151L150 238V240H149ZM152 238H153V240H152ZM167 238V239H166ZM171 238V239H170ZM177 238V237H176ZM156 239V240H155ZM157 239H159V240H157ZM162 239V240H161ZM167 240L166 242L164 241V240ZM174 239V240H173ZM114 240H115V242L116 241H119L118 243L121 245H117L118 243L116 242H114ZM134 240V241H133ZM142 240V241H141ZM151 240L152 241H154V242H151ZM124 241H125V243H124ZM164 242V243H162V242ZM169 241H170V243H169ZM114 242V243H113ZM132 242V243H131ZM175 242V243H174ZM123 243V244H122ZM131 243V245H129ZM159 243V244H158ZM161 243V244H160ZM166 243H167V245H166ZM128 244V245H127ZM165 244V250H164V247H163V245ZM173 244V245H172ZM175 244V245H174ZM133 245V246H132ZM150 245V246H149ZM162 245V246H161ZM188 245V244H187ZM123 246H124V248H123ZM129 246V247H128ZM167 246V247H166ZM177 246V247H176ZM181 246V245H180ZM189 246V245H188ZM188 246H186L187 247V249H186V252L187 253H189L188 255H190V258H191V256H192V253H191V249L192 248H189L188 249ZM122 248L121 250H119V248ZM135 247V248H134ZM173 247H175V248H173ZM190 247V246H189ZM144 248H145V250H144ZM166 248H167V251H166ZM161 249V250H160ZM182 249V248H181ZM141 250H143V251H141ZM173 250V251H172ZM176 250V251H175ZM188 250V251H187ZM126 251H127V253H126ZM130 253H129V252ZM132 251H134V252H132ZM136 251H138V252H136ZM120 252V253H119ZM122 252V253H121ZM143 252V253H142ZM179 253L181 252V251H178ZM177 252V253H178ZM132 253V254H131ZM134 253V254H133ZM28 254V256L30 255L32 258L31 259H29L30 258V256H29V260H33L34 261V256L35 255H37L36 256V258L38 257H40L38 254H35L34 253V256L32 255V253L30 254V253H27ZM131 254V255H130ZM170 254V255H169ZM126 255H128V256H131V257H127L126 258ZM141 255H143V256H141ZM168 255H169V257H168ZM123 256V257H122ZM140 256V257H139ZM171 256V257H170ZM176 256V257H175ZM126 258V260H124L125 258ZM136 257V258H135ZM139 257V258H138ZM172 257H174V259H170V258H172ZM37 258V260L36 261H38L39 259ZM123 258V259H122ZM150 258V259H149ZM41 259V258H40ZM97 259H98V257H97ZM143 259V260H142ZM162 259V260H161ZM169 259V260H168ZM121 260H120V262H121ZM142 260V261H141ZM146 260V261H145ZM160 260V261H159ZM165 260V261H164ZM195 260V259H194ZM36 261H35V263H36ZM240 261V260H239ZM30 262V261H29ZM139 262V263H138ZM191 262H194V261H192V258H191ZM240 262H242V261H240ZM31 263V262H30ZM194 263H196V262H194ZM239 263V262H238ZM32 264V263H31ZM96 264H97V261H96ZM120 264V263H119ZM192 264V263H191ZM240 264H242V263H240Z\"/></svg>",
	"mask_w": 264,
	"mask_h": 264
}]
</instances>
